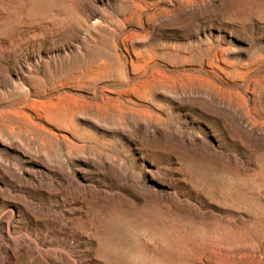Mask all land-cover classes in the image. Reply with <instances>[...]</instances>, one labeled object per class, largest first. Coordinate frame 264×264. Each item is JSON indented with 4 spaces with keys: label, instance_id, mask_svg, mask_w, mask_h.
Returning a JSON list of instances; mask_svg holds the SVG:
<instances>
[{
    "label": "rangeland",
    "instance_id": "374dc122",
    "mask_svg": "<svg viewBox=\"0 0 264 264\" xmlns=\"http://www.w3.org/2000/svg\"><path fill=\"white\" fill-rule=\"evenodd\" d=\"M200 89L212 99L182 96ZM25 100L72 130V158L62 140L34 141L66 159L70 182L88 169L75 156L103 169L99 183L83 170L93 237L71 259L264 264V0H0V110ZM0 134L27 151L20 135ZM172 163L187 176L173 184L188 193L177 207L158 199ZM12 166L23 178L40 170ZM0 192L40 212L66 210L38 189Z\"/></svg>",
    "mask_w": 264,
    "mask_h": 264
},
{
    "label": "bare ground",
    "instance_id": "6f19581e",
    "mask_svg": "<svg viewBox=\"0 0 264 264\" xmlns=\"http://www.w3.org/2000/svg\"><path fill=\"white\" fill-rule=\"evenodd\" d=\"M15 64L13 59L5 62L6 66H15ZM20 64V62L19 65L17 64L16 69L12 68L13 73H15L17 77L19 76L18 73L23 70L21 67L22 64ZM81 77H83V75L79 76V78ZM52 86L53 88L56 87L55 90H57V88L63 89L64 87L63 83L57 86L53 84ZM206 91L207 90L204 89L198 90L197 93L193 91H183L182 96L186 94L193 95L195 93L201 95L200 97L197 96L201 98V100L202 98L206 100L208 97V99L211 100L212 95ZM186 100L189 99L186 98ZM126 101L128 102L129 100ZM15 105L17 107L16 109L14 108ZM0 120V129L2 128L3 131L9 135H20V137L25 140L23 145L27 148L26 151L21 146L8 144L0 134V184L7 185L16 192L36 189L44 191L48 200L53 197L56 204L60 206L63 204L62 208H66L65 213L62 214H56V211L40 212L41 210L38 211V209L29 208L22 202V199H18L19 201L16 199L17 201H14L13 198L10 197L12 194L5 195L0 192V221L4 211L10 208V217L0 223L1 263L98 264L99 256L97 254L86 257H83V255L75 256L74 259H71L70 256H72V250L82 246L84 252H87V243L90 241V238L93 237L91 233L92 224L90 222L88 210L90 199L93 198L94 188L86 184L89 182V178L86 177L83 170H86L92 175V180H94L95 183H99V180L95 178L104 174L103 169L94 162H85L79 156H75V158L85 164L88 169L79 170L81 181L73 179V181L70 182L68 177L61 171L66 159H61V157L55 155L53 152L48 154V156L44 155L34 147V141L37 138H47L53 140V142L62 140L65 142L66 147L65 157L72 158L73 154L71 153V149L75 147V144L70 140L68 135L71 134L73 136V132L67 125L55 123L51 119L41 116L37 110L35 111L33 103L29 104L25 100L20 103H13L6 109H1ZM85 123L94 130L101 131L103 129L100 125L91 120H86ZM249 123L248 120L244 121V129L247 128L251 132L252 125ZM140 128L146 130V125L142 124ZM184 142L185 145L188 146L195 145L191 140ZM217 147L221 148L220 142H218ZM213 149L214 148H212V151H214ZM32 152L39 154L41 160H34V157L32 159V156H34ZM8 165H13L12 167L14 170H20L22 166L40 168V170L35 173H29L28 178H23L17 173L8 172L6 169ZM168 171L171 176V178L169 177V190L160 194L158 199L162 204L177 207V205H182L178 201V196H186L188 193L184 191V189L176 188L174 183H179L180 185L187 184V176L183 173V170L177 168L174 163L171 164ZM174 174H179V177H175ZM54 184L56 187H54ZM50 206L52 208L54 207L51 204ZM13 210H16L19 215V221L15 222L16 225H13L12 221L14 214ZM24 217L27 219L25 223H23ZM38 222L43 223L40 231H38L34 225V223L37 225ZM82 223L85 225L83 228L80 227ZM11 234L20 236L12 237ZM19 237L22 239H19Z\"/></svg>",
    "mask_w": 264,
    "mask_h": 264
}]
</instances>
